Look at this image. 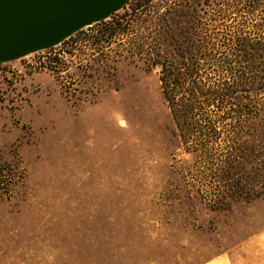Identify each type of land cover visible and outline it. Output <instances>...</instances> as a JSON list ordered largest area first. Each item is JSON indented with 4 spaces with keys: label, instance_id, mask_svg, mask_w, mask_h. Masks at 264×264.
<instances>
[{
    "label": "rangeland",
    "instance_id": "374dc122",
    "mask_svg": "<svg viewBox=\"0 0 264 264\" xmlns=\"http://www.w3.org/2000/svg\"><path fill=\"white\" fill-rule=\"evenodd\" d=\"M101 27L0 65V264H201L246 242L264 264V196L224 208L202 197L214 166L183 150L146 42H107ZM246 127L252 178L264 115Z\"/></svg>",
    "mask_w": 264,
    "mask_h": 264
},
{
    "label": "trees",
    "instance_id": "16d2710c",
    "mask_svg": "<svg viewBox=\"0 0 264 264\" xmlns=\"http://www.w3.org/2000/svg\"><path fill=\"white\" fill-rule=\"evenodd\" d=\"M212 1L214 24L203 22L202 0L147 6L148 0L96 25L107 42L126 43L129 35L146 42L140 55L146 46L153 58L145 59L160 68L183 150L196 165L214 166L212 174H202L200 182L212 184L202 197L224 208L264 196V184L255 182L264 173L251 178L243 140L251 134L248 119L264 115V0Z\"/></svg>",
    "mask_w": 264,
    "mask_h": 264
},
{
    "label": "water",
    "instance_id": "95a60500",
    "mask_svg": "<svg viewBox=\"0 0 264 264\" xmlns=\"http://www.w3.org/2000/svg\"><path fill=\"white\" fill-rule=\"evenodd\" d=\"M132 0H0V65L107 20Z\"/></svg>",
    "mask_w": 264,
    "mask_h": 264
},
{
    "label": "crops",
    "instance_id": "0c3cea01",
    "mask_svg": "<svg viewBox=\"0 0 264 264\" xmlns=\"http://www.w3.org/2000/svg\"><path fill=\"white\" fill-rule=\"evenodd\" d=\"M253 246L254 243L246 242L238 250L219 253L201 264H257L251 253Z\"/></svg>",
    "mask_w": 264,
    "mask_h": 264
}]
</instances>
